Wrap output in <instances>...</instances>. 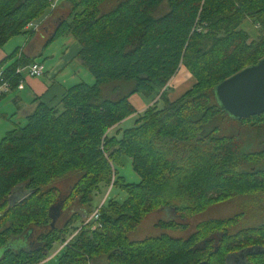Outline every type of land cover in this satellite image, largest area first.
<instances>
[{
	"label": "trees",
	"instance_id": "1",
	"mask_svg": "<svg viewBox=\"0 0 264 264\" xmlns=\"http://www.w3.org/2000/svg\"><path fill=\"white\" fill-rule=\"evenodd\" d=\"M53 3L0 0V49L33 34L29 26ZM68 4L46 44L73 36L74 60L94 81L36 97L25 124L1 139L0 264H43L57 241L58 264H97L100 257L104 264H264V220L235 228L244 211L202 220L187 237H129L148 214L165 208L195 213L248 196L246 207L261 205L264 212V113L235 118L215 93L220 82L264 58V0ZM247 20L258 30L255 38L242 27ZM19 48L0 62L9 91L24 79L17 69L36 60L18 56ZM183 66L194 82L171 100L169 84ZM136 94L157 99L139 111ZM133 116L132 126L111 132ZM128 157L138 182L120 172ZM103 186L126 196L108 197L94 209L98 220L72 226L84 217L75 204L86 209ZM16 187L24 196L10 203Z\"/></svg>",
	"mask_w": 264,
	"mask_h": 264
},
{
	"label": "rangeland",
	"instance_id": "2",
	"mask_svg": "<svg viewBox=\"0 0 264 264\" xmlns=\"http://www.w3.org/2000/svg\"><path fill=\"white\" fill-rule=\"evenodd\" d=\"M52 1L54 3H53V6L50 8L52 11H54V9L56 8L57 2H59L60 0H52ZM68 5L69 6L66 7L67 13L69 12V8L71 6L70 4H68ZM60 7H62V6H60ZM50 8L45 14V16H47V17L49 16V14H51V12L49 13ZM39 22H40V20H39ZM39 22H37L36 24H39ZM35 25L32 26V28H34ZM242 27L244 29L248 30L251 33L253 38H255L256 35H258L257 28L253 25V23L250 20L243 22ZM61 41L62 40H58V38H57L56 42L53 44L52 51L54 53H57L60 51ZM58 60L59 59H56L55 62H53V63L56 64L58 62ZM53 63H51V61H50L49 65L52 66ZM75 63H77V62L75 61ZM76 65H78V64H75L72 66L74 72H76V75L73 77H69L66 82L73 84V83H77V82H82V80H83V81L92 83L94 81V78H93L94 76L86 68H83L84 71L82 70L81 72H77L78 69L77 70L74 69L77 67ZM47 68H48V66H47ZM85 71L87 73H85ZM67 75L70 76V75H72V73L67 70L66 76ZM63 76H61V77H63ZM144 98L146 99V97H144ZM147 99H150V102L152 104L155 101V99H157V98L147 97ZM8 101H9L8 98H3L0 100V141L8 130H11L15 127H18V126L25 124V120H23L24 118L22 119L21 116H18L15 113L16 108H14V104H11L9 106H7V104H5ZM142 110H139V111H142ZM134 119H135V117L130 118L129 120L123 121L122 124H120V125L122 126V128L132 126L134 123ZM116 129L117 128L112 129L111 132L112 133L116 132ZM261 132H262V129H261ZM119 169H120L121 174L126 177L127 181H129V182L140 181V176L134 171V169L132 167L131 159L129 157L126 158L124 164L122 166H120ZM55 185L60 186V187H64L61 180L60 181L57 180L55 182ZM20 195H22L21 194V188L16 187L10 194L9 202L13 203L15 198H19ZM125 196H126L125 192L123 190L117 188V187H114V188L107 187V186L101 187L99 192H97L94 195V199L92 200L91 204L84 206V207H86V209L85 208L83 209L80 206V203H78V202L75 204L76 211H80V212L84 213V217L81 219L75 220L73 222L72 226H81L83 219L85 221L89 220L90 217L86 216V212H87V215L91 214V211H94V209L97 206L101 205L108 197H115L117 199H124ZM247 197L248 196L237 197V198H234V199L227 201V202H222L219 204L212 205L211 207L207 208L204 211L195 212V213L190 212L188 209L178 210L180 212L175 213L176 211L172 210L170 208H165V209H162L160 211L152 212V213L148 214L143 219V221L139 224V227L136 230L129 233V237L131 239H140V238H143L145 236L157 235L160 233H167V234H170V235L176 236V237H187L193 231L196 230L197 224L199 222H201L202 220H205L207 218H212V217H226V216H230V215H233L234 213H238L241 211L245 212L246 218L242 217V220L235 225V228H238L241 226L253 225V224L261 222L262 220H264V212L259 211V209L261 208V205H257V207L252 205L255 208H252L251 206L246 207L247 206L246 202L248 201ZM87 208H91V210L88 212ZM162 221H164V222L177 221L180 223V225L176 226V227L160 226V222H162ZM15 244L20 246L21 244H24V241H16ZM14 247H16V246L14 245ZM61 247H62L61 242H58V241L55 242L52 250L48 254L47 259L44 261V264H58V259H57L56 254L58 253V251L60 250ZM106 261H107V258L100 257L97 264H104Z\"/></svg>",
	"mask_w": 264,
	"mask_h": 264
},
{
	"label": "crops",
	"instance_id": "3",
	"mask_svg": "<svg viewBox=\"0 0 264 264\" xmlns=\"http://www.w3.org/2000/svg\"><path fill=\"white\" fill-rule=\"evenodd\" d=\"M67 6H69L68 0H60L59 2H57V9L55 8L48 17L45 16L40 20L39 26L41 28L37 27V29H34L29 26V29L34 30L33 34L25 33L15 36L9 42H7L5 46H3V48L0 49V62L11 52H13L15 48L20 47L18 56L22 54L28 57H36L35 61L40 62L44 66V73L39 77L28 76L26 70H23L25 79L23 87L12 89L6 95L0 98V100L3 98H8L9 101L5 104H7V106L14 104V108H16L15 113L18 116H21L22 119L24 118L23 120L26 119V116L31 111L34 105L33 100L36 97L43 96L44 99L47 100L49 98H52L53 95L59 96L60 94H62L65 88L72 85L70 83H67L66 81L69 77H73L76 75V72H74L72 68L73 65L78 64L76 65L77 67L74 68L76 70L78 69L77 72H81L82 70L84 71L83 67L77 61V63H75L74 60V57L79 49V45L77 44L73 36L65 35L58 38V40L62 41L60 51L57 53H54L52 51V46L56 42V40L49 45L46 44V40L55 30L59 21L65 15V9ZM56 59L59 60L56 64H54L53 62H55ZM50 61L51 63H53L52 66L49 65ZM67 70L71 72L72 75L66 76ZM85 73L87 72L85 71ZM193 82L194 78L192 74L187 70L186 67H181L179 72L175 75V77L169 84L170 90L168 95L170 99L173 100L180 96L183 92L191 87ZM132 101L134 102L138 110H142L151 105L150 99H145L140 94L134 95L132 97ZM134 117L136 116L129 117L126 120ZM119 127L122 126H115V128ZM23 196L24 194L22 196L20 195L19 197Z\"/></svg>",
	"mask_w": 264,
	"mask_h": 264
},
{
	"label": "water",
	"instance_id": "4",
	"mask_svg": "<svg viewBox=\"0 0 264 264\" xmlns=\"http://www.w3.org/2000/svg\"><path fill=\"white\" fill-rule=\"evenodd\" d=\"M215 93L221 107L235 118L264 113V58L220 82ZM59 215V208L56 215L51 212L52 225Z\"/></svg>",
	"mask_w": 264,
	"mask_h": 264
},
{
	"label": "built area",
	"instance_id": "5",
	"mask_svg": "<svg viewBox=\"0 0 264 264\" xmlns=\"http://www.w3.org/2000/svg\"><path fill=\"white\" fill-rule=\"evenodd\" d=\"M35 24H31L30 26H34ZM39 26V24H36L34 28H37ZM23 70L27 71L28 76L31 77H39L43 74L44 72V66L43 64H41L40 62L35 61L34 63H32L31 65L28 66L27 69L19 67L17 69V73L22 72ZM24 85V79H21L20 84H19V88H22ZM10 89V83L9 80H7L4 76V70L3 68H0V95H2L5 92H8ZM99 218V210H95L93 212V214L90 216L89 220H86V223L90 222L91 219H95L98 220ZM100 226V224H98ZM96 227V225L94 226ZM68 241L65 242V244Z\"/></svg>",
	"mask_w": 264,
	"mask_h": 264
}]
</instances>
